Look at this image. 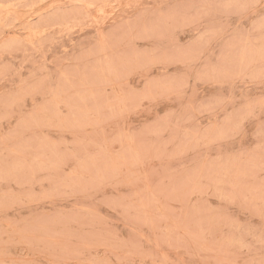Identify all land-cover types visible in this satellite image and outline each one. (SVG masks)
Masks as SVG:
<instances>
[{"label":"rangeland","instance_id":"374dc122","mask_svg":"<svg viewBox=\"0 0 264 264\" xmlns=\"http://www.w3.org/2000/svg\"><path fill=\"white\" fill-rule=\"evenodd\" d=\"M0 264H264V0H0Z\"/></svg>","mask_w":264,"mask_h":264},{"label":"clouds","instance_id":"9594fccd","mask_svg":"<svg viewBox=\"0 0 264 264\" xmlns=\"http://www.w3.org/2000/svg\"><path fill=\"white\" fill-rule=\"evenodd\" d=\"M183 63L191 65L193 62L184 61ZM221 72L219 75H224ZM202 78H208L210 73L204 71L198 73ZM162 90L168 91L173 94H178L179 89L172 88L170 86L165 87L158 83L149 82L145 91L135 98L136 103H142L144 100L154 99L160 94ZM190 117L184 118L177 116L175 113H169L167 118L160 121V127L164 132H172L180 138H183L191 143L207 145L216 139L228 137L235 134L240 128L241 115L239 113H231L228 118L215 123L206 130L200 132L195 131L196 128L189 127Z\"/></svg>","mask_w":264,"mask_h":264}]
</instances>
